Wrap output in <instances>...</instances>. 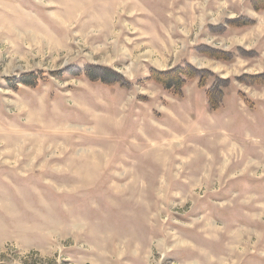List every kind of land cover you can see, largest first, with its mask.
I'll return each mask as SVG.
<instances>
[{
    "label": "rangeland",
    "instance_id": "374dc122",
    "mask_svg": "<svg viewBox=\"0 0 264 264\" xmlns=\"http://www.w3.org/2000/svg\"><path fill=\"white\" fill-rule=\"evenodd\" d=\"M0 264H264V0H0Z\"/></svg>",
    "mask_w": 264,
    "mask_h": 264
},
{
    "label": "bare ground",
    "instance_id": "6f19581e",
    "mask_svg": "<svg viewBox=\"0 0 264 264\" xmlns=\"http://www.w3.org/2000/svg\"><path fill=\"white\" fill-rule=\"evenodd\" d=\"M120 3H122V2H120ZM123 5V4H122ZM121 5V6H122ZM116 7H114L113 6V8H117L118 6L117 5H115ZM70 12V11H69ZM73 12H75V11H73ZM73 12H71L70 14L68 13V11H67V13H66V15L67 16H72V15H74V13ZM59 16V15H58ZM75 18V17H74ZM59 19H61L63 22H64V24L65 25H70V22H72L71 20L73 19H71L69 22L68 21H66V19H65V17H64V19H63V17H60L59 16ZM69 19V18H68ZM75 20V19H74ZM88 24H86L85 26L86 27H90V26H93V27H102V26H104L103 24H102V22H95V21H89V22H87ZM66 27V26H65ZM93 30V29H92ZM68 32V31H67ZM94 32V31H93ZM42 38V37H41ZM35 39V38H34ZM49 39V38H48ZM93 40H95V39H93ZM37 42V41H36ZM90 43V42H89ZM41 44V43H40ZM55 46V45H54ZM149 52H152L151 50H148ZM139 54V53H138ZM112 57V56H111ZM110 58V57H109ZM55 134V133H54ZM56 135V134H55ZM52 136V135H51ZM50 136V137H51ZM54 136V135H53ZM33 142H35L34 140H33ZM37 142V141H36ZM41 142V141H40ZM68 142V141H67ZM64 143V142H63ZM37 144V143H36ZM38 145V144H37ZM47 146V145H46ZM29 148V147H28ZM41 148V147H40ZM38 151H39V149H38ZM94 151V150H93ZM30 154V153H29ZM101 160V159H100Z\"/></svg>",
    "mask_w": 264,
    "mask_h": 264
}]
</instances>
